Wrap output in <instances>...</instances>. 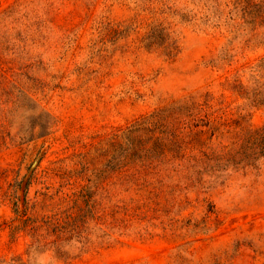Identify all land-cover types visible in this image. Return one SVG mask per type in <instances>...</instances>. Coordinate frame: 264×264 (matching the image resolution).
Here are the masks:
<instances>
[{"label": "rangeland", "instance_id": "1", "mask_svg": "<svg viewBox=\"0 0 264 264\" xmlns=\"http://www.w3.org/2000/svg\"><path fill=\"white\" fill-rule=\"evenodd\" d=\"M263 125L264 0H0V264H264Z\"/></svg>", "mask_w": 264, "mask_h": 264}, {"label": "trees", "instance_id": "2", "mask_svg": "<svg viewBox=\"0 0 264 264\" xmlns=\"http://www.w3.org/2000/svg\"><path fill=\"white\" fill-rule=\"evenodd\" d=\"M194 107H195L194 105H187V104L178 105L175 107L168 108V111H169L168 113L169 114H181L183 112L189 111L190 109H192ZM145 120H147V119L144 118L143 121H139V122L135 123L134 125H132V127L130 129L128 128L127 131L123 132L122 134L125 135V133H127L133 129H136V128H143L145 126V123H146ZM195 126H197V125L195 124ZM171 132H172L171 137H170V139L169 138L168 139L171 142H177L178 134L174 133V130H171ZM119 137H120V134H118V138ZM246 143L248 146L247 148L251 153L263 155L264 154V125L257 128V129L249 131L247 134ZM254 155L251 158H254Z\"/></svg>", "mask_w": 264, "mask_h": 264}, {"label": "clouds", "instance_id": "3", "mask_svg": "<svg viewBox=\"0 0 264 264\" xmlns=\"http://www.w3.org/2000/svg\"><path fill=\"white\" fill-rule=\"evenodd\" d=\"M30 264H54L55 258L48 252L32 247L29 249Z\"/></svg>", "mask_w": 264, "mask_h": 264}]
</instances>
